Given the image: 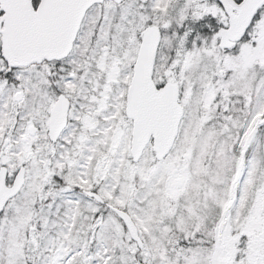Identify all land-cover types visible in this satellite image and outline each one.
Masks as SVG:
<instances>
[{"label": "snow or ice", "instance_id": "snow-or-ice-1", "mask_svg": "<svg viewBox=\"0 0 264 264\" xmlns=\"http://www.w3.org/2000/svg\"><path fill=\"white\" fill-rule=\"evenodd\" d=\"M0 264H264V0H0Z\"/></svg>", "mask_w": 264, "mask_h": 264}]
</instances>
